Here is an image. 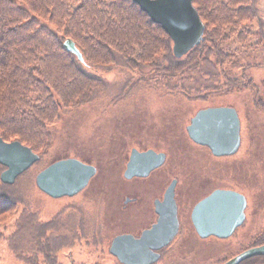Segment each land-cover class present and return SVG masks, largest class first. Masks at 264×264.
<instances>
[{"label": "rangeland", "instance_id": "rangeland-1", "mask_svg": "<svg viewBox=\"0 0 264 264\" xmlns=\"http://www.w3.org/2000/svg\"><path fill=\"white\" fill-rule=\"evenodd\" d=\"M257 6L264 21V0H258ZM253 53L258 64L249 66L246 75L257 82L264 98V52ZM128 77L129 72L118 68L105 73L107 88L91 101L62 111L48 125L47 154L18 174L14 189L38 220L56 218L62 223L69 240L57 252V264H120L110 254L109 242L114 235L135 233L145 225L152 212L148 207L152 196L160 195L168 178L176 176L180 229L153 264H219L247 246L264 227V110L254 106L246 88L218 95L201 90L186 97L182 89L171 94L153 81L134 82ZM195 82L189 81H200ZM222 104L237 111L240 143L234 153L217 156L195 144L186 126L199 108ZM131 146L163 151L166 162L144 182L129 181L122 171ZM63 157H76L94 165L96 171L75 195L50 197L36 186L35 175L48 162ZM216 187L245 194V218L227 237L201 239L191 226L190 212L197 200ZM124 193L136 194L138 202L121 208ZM19 244L37 247L35 237L30 243L20 239ZM0 264L30 263L15 256L0 239Z\"/></svg>", "mask_w": 264, "mask_h": 264}, {"label": "trees", "instance_id": "trees-1", "mask_svg": "<svg viewBox=\"0 0 264 264\" xmlns=\"http://www.w3.org/2000/svg\"><path fill=\"white\" fill-rule=\"evenodd\" d=\"M257 2L192 0L203 22L202 38L177 57L169 34L134 0H0L1 138L18 139L40 159L51 143L48 125L62 111L95 98L108 87L105 73L117 68L134 82L153 81L171 94L182 89L186 97L201 90L218 95L246 88L254 106L264 110L257 82L246 75L258 64L254 50L264 52ZM69 38L81 60L64 48ZM14 187L0 179V239L30 264H57V252L69 240L62 223L38 220ZM33 237L36 248L19 244ZM262 243L264 227L242 248ZM239 264H264V254Z\"/></svg>", "mask_w": 264, "mask_h": 264}, {"label": "water", "instance_id": "water-1", "mask_svg": "<svg viewBox=\"0 0 264 264\" xmlns=\"http://www.w3.org/2000/svg\"><path fill=\"white\" fill-rule=\"evenodd\" d=\"M150 18L159 23L169 34L172 53L180 57L196 45L203 34V22L192 0H134ZM64 48L82 59L73 40L66 39ZM240 122L234 107L210 105L199 108L186 126L187 135L205 145L215 155L234 153L240 143ZM165 153L147 148L143 151L132 147L123 170L126 178L144 176L164 162ZM39 155L30 146L16 140H3L0 136V172L4 183H13L19 173L36 162ZM95 166L76 157L53 160L35 175V183L50 197L72 196L85 187L95 173ZM161 199L154 200L157 220L142 229L140 235L124 232L114 235L109 252L123 264H149L159 258V247L166 245L178 231L177 205L175 202V179L168 182ZM245 195L231 188L216 187L197 200L191 209V222L199 236L227 237L245 218ZM253 254H264V243L252 245L228 257L220 264H239L241 259Z\"/></svg>", "mask_w": 264, "mask_h": 264}, {"label": "flooded vegetation", "instance_id": "flooded-vegetation-1", "mask_svg": "<svg viewBox=\"0 0 264 264\" xmlns=\"http://www.w3.org/2000/svg\"><path fill=\"white\" fill-rule=\"evenodd\" d=\"M190 119V118H189ZM190 137V136H189ZM191 139V138H190ZM192 140V139H191ZM193 141V140H192ZM194 142V141H193ZM195 144H197V145H202V144H198V143H196V142H194ZM134 148H136V147H134ZM148 147L147 146H145V147H143V149H137V150H140V151H143V150H145V149H147ZM131 149H132V146H131V148H129V154H128V156H127V158H126V160H125V165H126V162H127V159H128V157H129V155H130V153H131ZM157 151H159V150H157ZM165 153V152H164ZM166 162V153H165V157H164V162L161 164V165H159V166H157V167H155L154 169H152V170H150L149 171V173L148 174H145L144 176H141V175H133L131 178H126L125 176H124V178L125 179H128L129 181H137V182H144V180L146 179V177H149V176H151L153 173H155V170H157V169H159L161 166H163V164ZM124 170V169H123ZM122 173H123V171H122ZM123 175H124V173H123ZM172 179H175V182H176V184H175V187H174V194H175V192H176V186H177V184H178V179L176 178V176H170L169 178H168V180H167V182H166V185L163 187V189H162V192H161V194L160 195H154V196H152V199H151V201L149 202V205H148V207L151 209V216L149 215V219H148V221H146L147 223H145V225H142L140 228H138V229H136V231H135V233H132L134 236H138V235H140V233H141V231H142V229H145L146 227H149L152 223H154L156 220H157V214H156V212H155V206H154V200L155 199H157V198H159V199H161L162 198V196H163V192H164V190H165V188L168 186V182H170V180H172ZM80 191V190H79ZM78 191V192H79ZM239 191V190H238ZM77 193V192H76ZM75 195V194H74ZM176 195V194H175ZM245 195V194H244ZM69 196V195H68ZM123 196H125L124 197V199L122 200V205H120V207L121 208H127L126 206L128 205V204H130V203H137L138 202V197H137V195L136 194H134V195H128V194H126V193H124L123 194ZM246 197V196H245ZM175 202H176V199H175ZM144 213H146V211H144ZM176 215H177V217H178V206H177V213H176ZM178 228H179V226H180V220H179V217H178ZM191 222V221H190ZM191 226L194 228V226H193V223L191 222ZM180 229V228H179ZM179 229H178V231H179ZM78 230H79V228H78ZM78 230H77V232L76 233H78ZM194 230H195V232L197 233V231H196V229L194 228ZM178 231H177V233H178ZM125 232H128V231H125ZM176 233V234H177ZM175 234V235H176ZM79 235V234H78ZM174 235V236H175ZM197 235H198V233H197ZM174 236L170 239V242L172 241V239L174 238ZM199 236V235H198ZM201 239L203 238V237H201V236H199ZM170 242L168 243V244H166V245H163V246H161V247H159V249H157L156 251L157 252H159V258L162 256V254H163V252H161V250L163 249V248H165V247H167L169 244H170ZM110 243V242H109ZM111 244V243H110ZM110 244H109V246H110ZM109 246H108V250H109ZM111 254V253H110ZM112 255H115V254H112ZM115 257H116V255H115ZM117 258V257H116ZM159 258L156 260V261H154V262H151V263H149V264H153V263H155V262H157L158 260H159ZM117 261L120 263V264H123V263H121L119 260H118V258H117Z\"/></svg>", "mask_w": 264, "mask_h": 264}]
</instances>
